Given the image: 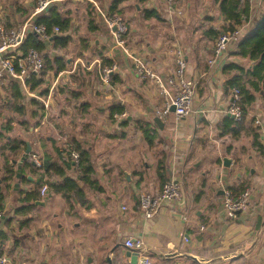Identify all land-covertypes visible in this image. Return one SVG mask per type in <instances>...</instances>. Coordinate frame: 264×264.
I'll use <instances>...</instances> for the list:
<instances>
[{
  "label": "crops",
  "instance_id": "1",
  "mask_svg": "<svg viewBox=\"0 0 264 264\" xmlns=\"http://www.w3.org/2000/svg\"><path fill=\"white\" fill-rule=\"evenodd\" d=\"M255 1L249 21L239 28L241 38L252 32L264 9V1ZM54 5L71 23L62 34L69 37L67 44L56 48L50 42L44 52L52 57L53 69L35 75L42 80L33 88L20 83L24 97L15 102L20 111L10 104L16 101L13 81L0 84V241L9 264H131L124 244L129 236L142 239L150 264H264V104L257 97L240 127L225 122L232 117L223 67L237 60V44L230 42L213 61L212 29L220 33L225 26L219 2L178 0L181 15H171L165 0H59ZM111 5L128 25L131 53L163 78L174 69V48L184 50L186 75L196 84L187 116L177 119L171 112L161 120L163 129L154 123L162 99L153 82L139 79L130 57L114 46L101 18ZM33 8V0H0V24L35 20ZM56 57L65 69L56 71ZM103 61L114 66L108 83L100 79ZM112 110L122 113L111 118ZM256 118L261 126L254 124ZM142 124L155 130L151 143ZM10 139L31 145L30 165L23 161L21 176L2 182L5 158H14L4 149ZM76 146L90 153L96 181L92 186L78 182L84 193L80 200L69 205L53 191H40L41 202L34 205L19 199V192L35 187L31 155L62 164L63 150ZM23 153L10 159L15 169L13 161ZM66 172L79 176L74 165ZM172 178L181 184L180 199L152 219L143 218L139 195L157 193ZM242 189L249 192L247 206L228 217L224 190L235 197Z\"/></svg>",
  "mask_w": 264,
  "mask_h": 264
},
{
  "label": "built area",
  "instance_id": "2",
  "mask_svg": "<svg viewBox=\"0 0 264 264\" xmlns=\"http://www.w3.org/2000/svg\"><path fill=\"white\" fill-rule=\"evenodd\" d=\"M34 8L32 15L34 17L46 13L48 7L59 0H33ZM255 3V0H249ZM167 11L172 14L181 15V12L175 7L177 0H165ZM105 25L110 31L114 46L119 47L130 57L134 71L137 77L142 80L153 82L157 88L159 97L162 99V105L156 110V116L162 121L172 112L177 119H181L190 113L191 105L195 97L196 84L195 81L186 75V60L184 50L180 46L174 48V69L172 73L163 78L154 69H152L145 59L131 50L126 45L125 36L129 29L125 19L121 15H107L101 13ZM58 27L53 28V32L57 33ZM36 34L41 38H47L46 27L43 24L36 23L35 20H27L21 25L7 27L0 24V84L5 83L10 78L17 79L24 84L27 80L35 75H39L44 68L43 56L37 50L30 48L26 52L22 51L25 39L30 34ZM241 39V31L239 29L233 32H222L216 39L213 49V61L219 58L226 50L227 45L232 42L237 44ZM212 61V62H213ZM100 79L103 83H108L110 74L114 70V66L101 67L98 69ZM241 93L237 87L230 90V98L227 114L235 121H240L244 117V111L241 107ZM124 114H117L115 117H124ZM256 126H261L262 121L259 118L254 120ZM31 159L36 166L40 167L42 161L31 155ZM71 159L77 167L79 155L76 151L71 152ZM47 185L44 184L40 191L45 194ZM181 184L177 179H169L161 189L155 193L143 192L139 195L138 209L142 217L152 219L160 213L163 206L169 202L180 199ZM249 199L247 190L234 197L229 190H224L223 207L228 217L234 216L237 212L244 210ZM124 208V207H123ZM3 219V213L0 211V223ZM128 249L138 252L139 264H150L148 249L145 247L140 237L129 236L124 241ZM0 264H9L4 254V244L0 241Z\"/></svg>",
  "mask_w": 264,
  "mask_h": 264
},
{
  "label": "trees",
  "instance_id": "3",
  "mask_svg": "<svg viewBox=\"0 0 264 264\" xmlns=\"http://www.w3.org/2000/svg\"><path fill=\"white\" fill-rule=\"evenodd\" d=\"M216 1L219 2V10L223 15L225 26L224 28H222V31L220 33L215 29H212L216 34L215 41L222 32H233L241 28L244 22L249 21L252 6V3H250L249 0ZM53 5H50L48 7L46 13L35 17L36 23L45 25L47 38H41L36 34L30 33L25 39V42L22 46L23 52H26L28 49L33 48L39 53L43 54L42 56L44 68L40 72V76L46 74L48 70L53 69L52 57H50L47 53H44L47 51L48 43L52 42L56 48H60L65 46L67 44V41L69 40V37L62 36V34L69 29L71 17L61 12L58 7ZM115 7L116 5H111L107 15H120V11L115 10ZM54 27L59 28V31L57 33L53 32ZM233 55L235 56V58H237V60H233L224 65L223 77L225 80V87L227 91H230L232 87H237L241 93L240 103L244 111V117L240 121H235L232 118H228L225 121L229 125H235V129L241 126L246 117V113L248 112L253 102H255L257 97H261L264 104V9L260 15V18L253 25L252 32L246 37L241 38L237 42L236 51L233 53ZM55 64L56 71L65 69V62L57 57L55 58ZM105 66H112V62L103 61L102 67ZM10 80L13 81L11 95L13 99L16 100L10 101V104L13 103V107L15 106L17 110L20 111L22 107H18L15 102H17V100L23 99V89L20 87V82L17 79L10 78ZM41 80L42 78L37 79L36 77L32 76L27 80L26 83H31L33 88L34 85ZM114 111L115 110L111 111V118L115 113H122L121 110L117 112ZM142 125L144 126H141V130L145 136V139L148 143H151L156 137L155 130H153L148 124ZM255 136H257V134ZM256 145L258 148H262V145L259 142H257ZM4 149H6L9 154L14 157L5 158L6 173L2 178V182H8L12 181L13 178L16 177V169L14 168L13 164H9L10 159H17L20 157L22 151H25L26 149V142L21 139H10L5 145ZM73 151H76L79 155L77 167L74 163H72L73 160L71 159V152ZM61 155H63L62 164L55 163L49 158H45L44 160L42 159V164L40 167L36 166L35 164L34 166L32 162V172L37 176V178L34 180L35 187L27 192H19V199L22 202H27L29 203L28 205H34V203L41 198V187L46 184L48 187L44 195H48L50 191L56 192L62 195L69 205H72L74 199L77 198L78 200H80L84 195L83 190L79 187V181H82L84 184L89 186L95 184L96 181L93 179L94 169L91 164L90 153L87 150L76 146L74 148L64 149ZM26 164L30 165V161L27 160V163H25V165ZM73 165L79 172L78 177L67 175L66 170L71 168ZM163 168L161 166H159L158 168V174L161 179H163L164 176ZM55 177L58 179H56ZM23 179L24 178H22L21 180ZM243 191L244 189H242L240 193H242ZM240 193H238V195ZM238 195H235V197H237ZM3 205L4 193L2 192V189H0V211H2ZM19 210L17 211L19 212ZM2 238L3 234L0 233V240H2Z\"/></svg>",
  "mask_w": 264,
  "mask_h": 264
},
{
  "label": "water",
  "instance_id": "4",
  "mask_svg": "<svg viewBox=\"0 0 264 264\" xmlns=\"http://www.w3.org/2000/svg\"><path fill=\"white\" fill-rule=\"evenodd\" d=\"M171 111L172 112L174 111V107L173 106L171 107ZM153 121L158 126V128L163 129L164 123L161 121V119L159 117H155L153 119ZM30 152H31V145L29 143H26V149H25L21 159L19 160V162L13 161V163L17 164V168H16V177L17 178H19L21 176V164H22L23 161L28 160V155L30 154ZM15 186L16 187L18 186V182L15 183ZM37 202L39 203L41 201H37ZM125 256L130 259V263L131 264H137L138 252L127 248ZM108 261H110V260L108 259Z\"/></svg>",
  "mask_w": 264,
  "mask_h": 264
},
{
  "label": "rangeland",
  "instance_id": "5",
  "mask_svg": "<svg viewBox=\"0 0 264 264\" xmlns=\"http://www.w3.org/2000/svg\"><path fill=\"white\" fill-rule=\"evenodd\" d=\"M177 4H178V0H177V2H176V5H175L176 8H177Z\"/></svg>",
  "mask_w": 264,
  "mask_h": 264
}]
</instances>
